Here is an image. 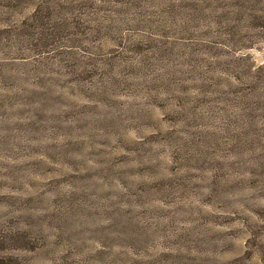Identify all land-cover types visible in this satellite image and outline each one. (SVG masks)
<instances>
[{
  "label": "rangeland",
  "instance_id": "1",
  "mask_svg": "<svg viewBox=\"0 0 264 264\" xmlns=\"http://www.w3.org/2000/svg\"><path fill=\"white\" fill-rule=\"evenodd\" d=\"M0 264H264V0H0Z\"/></svg>",
  "mask_w": 264,
  "mask_h": 264
}]
</instances>
